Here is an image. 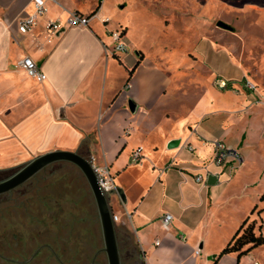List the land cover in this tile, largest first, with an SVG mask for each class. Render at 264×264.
Here are the masks:
<instances>
[{
	"label": "crops",
	"instance_id": "1",
	"mask_svg": "<svg viewBox=\"0 0 264 264\" xmlns=\"http://www.w3.org/2000/svg\"><path fill=\"white\" fill-rule=\"evenodd\" d=\"M178 1L197 7V0ZM99 4L89 27H66L59 35L47 36V23L65 22L74 12L89 16ZM83 5L84 0L46 1L45 14L30 32L21 34L19 22L33 13V0H0V172H13L50 151L93 157L116 174L115 189H121L125 201L116 190L111 194L117 207L115 223L135 238L145 264H264V246L241 258L230 253L215 262L251 214L252 203L216 247L210 231L213 212L224 205L225 190L245 173L249 143L255 138L264 145L259 134L264 122L253 127L264 120V113L239 121L230 139L228 124L233 119L222 105L228 101L222 91L206 88L196 100L180 80L172 87L158 69L149 73L142 50H136L135 57L127 50L114 53L110 32L118 28L108 24L111 14L102 0ZM187 8L180 11L182 17H191ZM106 18L109 22L102 23ZM119 26L128 46V26L121 22ZM24 57L39 66L46 76L43 82L24 73L20 64ZM211 72L219 73L215 68ZM214 141L236 149L242 159L245 154L247 161L243 159L231 174L213 166ZM136 148L142 149V160L132 165L129 159ZM204 167L214 175L213 184L195 183L194 176L204 173ZM127 172L128 192L120 180ZM262 195L253 213L264 224ZM164 214L173 218L168 229L162 226Z\"/></svg>",
	"mask_w": 264,
	"mask_h": 264
},
{
	"label": "rangeland",
	"instance_id": "2",
	"mask_svg": "<svg viewBox=\"0 0 264 264\" xmlns=\"http://www.w3.org/2000/svg\"><path fill=\"white\" fill-rule=\"evenodd\" d=\"M93 2L94 0H84V8ZM102 2L105 11L111 14L108 24L118 29L119 22L128 26L129 45H125L128 55L138 56L135 51L142 50L147 57L149 73L158 69L166 85L170 84L172 87L177 86L179 80L182 84H187L189 87L184 84L182 86L190 94L193 93L196 100L206 88L223 92L228 101H223L222 105L228 107V117L233 119L228 124L230 139L234 138L239 121L245 118L251 121L254 119L253 115L264 113V0H210L207 3L205 0H197L196 8L194 3L178 0ZM186 6L191 17L180 15V11ZM219 22L228 26V29L219 27ZM212 68L219 73L211 72ZM222 82L225 83L223 87ZM262 122L264 120L253 124V127L258 129ZM259 134L264 139V129ZM246 137L247 132L242 140ZM249 144L248 161L246 155H243L244 161H247L244 175L225 190L222 196L224 205L213 212L210 231L214 247L240 217L245 206L252 203L250 212L259 203V196L264 194V145L255 138ZM9 174L0 173V179ZM112 174L116 177L115 172ZM42 176L46 179L38 183L40 180L37 179ZM120 180L128 192V172ZM26 185L45 186L49 190L51 187H66L70 192L80 191L71 192L73 195L70 196H74V200L81 196L85 198L83 211L80 207L74 208L71 201L67 211L79 219L88 217L89 221L78 223L73 235L70 234L69 237H80L81 241L78 240L81 244L78 248L84 246L87 264L93 253L102 249L103 241L94 199L81 172L70 163L60 162L47 168ZM244 186L246 190L241 191ZM107 197L112 212L116 211L111 195ZM258 206L262 208V204ZM259 223L258 216L253 213L249 215L245 227L253 224L256 230ZM116 231L122 264L144 263L142 255L141 259L138 258L139 248L135 238L128 237V231L124 227L116 226ZM69 243L70 247H74L75 242ZM98 260L101 264H107L103 252Z\"/></svg>",
	"mask_w": 264,
	"mask_h": 264
},
{
	"label": "flooded vegetation",
	"instance_id": "3",
	"mask_svg": "<svg viewBox=\"0 0 264 264\" xmlns=\"http://www.w3.org/2000/svg\"><path fill=\"white\" fill-rule=\"evenodd\" d=\"M45 179L42 176L37 180L40 183ZM26 183L0 195V264H85L84 246L78 248L80 237L69 236L78 223L88 222L89 218L79 219L67 211L70 201L74 208L83 211L85 198L81 196L78 201L72 197V193L80 191L71 193L66 187L49 190ZM70 241L75 242L74 247H70ZM100 250L93 253L87 264H101Z\"/></svg>",
	"mask_w": 264,
	"mask_h": 264
},
{
	"label": "built area",
	"instance_id": "4",
	"mask_svg": "<svg viewBox=\"0 0 264 264\" xmlns=\"http://www.w3.org/2000/svg\"><path fill=\"white\" fill-rule=\"evenodd\" d=\"M46 1L49 0H33V13L23 18L18 25V31L21 34H26L30 32L33 27L37 24V19L43 16L46 12ZM93 16H86L79 13H70L66 18L65 22L59 20L52 21L46 25V34L48 37H54L59 35L66 27H89L90 22ZM109 19L106 18L102 23H108ZM110 37L113 42V52L114 53H124L126 52L125 44L122 41L123 30L117 29L110 32ZM21 67L24 73L31 79L35 80L38 83L43 82L46 79L45 74L41 71L39 66L29 57H24L21 61ZM222 87L225 86V83H221ZM87 160L92 165V168L96 174L98 185L101 191L106 195H111L115 192V182L114 176L110 170V166L107 164H97L93 157H88ZM142 160V149L136 148L132 151L130 155L129 162L132 165H137ZM243 159L240 153L226 145L222 141L213 142V155L210 163L221 169H229L230 174L234 172L238 167L241 166ZM171 165L168 164L167 168ZM204 173H198L194 176V181L200 185H206L208 183V177L214 175L204 167ZM172 216L170 214H164L161 218L162 226L164 229H168L172 223ZM114 221H117V217L114 216ZM179 239L183 242L186 241V238L183 234H180ZM158 244V243H157ZM200 250H196L195 254L198 255ZM252 264H259L258 262H252Z\"/></svg>",
	"mask_w": 264,
	"mask_h": 264
},
{
	"label": "water",
	"instance_id": "5",
	"mask_svg": "<svg viewBox=\"0 0 264 264\" xmlns=\"http://www.w3.org/2000/svg\"><path fill=\"white\" fill-rule=\"evenodd\" d=\"M218 26L228 29V26L221 22L218 23ZM60 162L74 165L83 175L93 196L98 214L103 241V247L100 252L105 253L107 264H122L116 223L108 197L101 191L92 165L85 157L78 153L58 150L43 153L32 158L7 177L0 179V195L23 185L48 166ZM214 180L213 176H209L208 184H213ZM116 193L120 195L121 200L124 202L125 197L121 189H116Z\"/></svg>",
	"mask_w": 264,
	"mask_h": 264
},
{
	"label": "trees",
	"instance_id": "6",
	"mask_svg": "<svg viewBox=\"0 0 264 264\" xmlns=\"http://www.w3.org/2000/svg\"><path fill=\"white\" fill-rule=\"evenodd\" d=\"M100 3V0H99ZM100 7V4L90 13V17L96 14ZM134 69L129 71V77L132 75ZM5 173V172H0ZM261 200H264V195H262ZM257 209V206H254L251 214ZM262 210H259L258 214H260ZM249 216H247L242 223L239 225L233 236L227 242V244L222 248L220 253L217 255L215 262H217L222 256L230 253L237 254L238 258L249 254L252 250L264 246V232H262V228H264V224H262V220L255 230L253 224L245 227ZM118 235V234H117ZM138 258L141 259V253L138 251ZM141 264H144L143 262Z\"/></svg>",
	"mask_w": 264,
	"mask_h": 264
},
{
	"label": "bare ground",
	"instance_id": "7",
	"mask_svg": "<svg viewBox=\"0 0 264 264\" xmlns=\"http://www.w3.org/2000/svg\"><path fill=\"white\" fill-rule=\"evenodd\" d=\"M105 254V253H104Z\"/></svg>",
	"mask_w": 264,
	"mask_h": 264
}]
</instances>
